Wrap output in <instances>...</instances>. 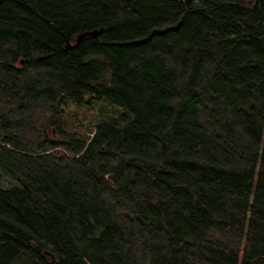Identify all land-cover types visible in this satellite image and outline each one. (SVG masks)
Here are the masks:
<instances>
[{
    "label": "trees",
    "instance_id": "16d2710c",
    "mask_svg": "<svg viewBox=\"0 0 264 264\" xmlns=\"http://www.w3.org/2000/svg\"><path fill=\"white\" fill-rule=\"evenodd\" d=\"M0 264H264V0H0Z\"/></svg>",
    "mask_w": 264,
    "mask_h": 264
},
{
    "label": "rangeland",
    "instance_id": "374dc122",
    "mask_svg": "<svg viewBox=\"0 0 264 264\" xmlns=\"http://www.w3.org/2000/svg\"><path fill=\"white\" fill-rule=\"evenodd\" d=\"M84 108V107H83ZM68 121L65 126L68 130L75 131L79 134H86L93 129L95 123L102 117H115L122 109L108 103L107 100H97L91 104V107L78 110L70 108ZM5 182V181H4Z\"/></svg>",
    "mask_w": 264,
    "mask_h": 264
},
{
    "label": "water",
    "instance_id": "95a60500",
    "mask_svg": "<svg viewBox=\"0 0 264 264\" xmlns=\"http://www.w3.org/2000/svg\"><path fill=\"white\" fill-rule=\"evenodd\" d=\"M100 32H101V30L85 31V32L80 33L79 35H77L76 41L78 42L81 38H83L86 35L97 36Z\"/></svg>",
    "mask_w": 264,
    "mask_h": 264
}]
</instances>
